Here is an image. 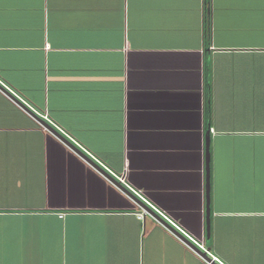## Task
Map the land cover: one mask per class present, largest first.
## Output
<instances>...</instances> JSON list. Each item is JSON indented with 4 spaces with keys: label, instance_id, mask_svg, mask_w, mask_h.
<instances>
[{
    "label": "crops",
    "instance_id": "crops-1",
    "mask_svg": "<svg viewBox=\"0 0 264 264\" xmlns=\"http://www.w3.org/2000/svg\"><path fill=\"white\" fill-rule=\"evenodd\" d=\"M209 3L160 13L123 0L23 9L4 0L0 264H204L25 109L45 113L189 236L200 227L204 243L206 65L212 254L261 261L264 4Z\"/></svg>",
    "mask_w": 264,
    "mask_h": 264
},
{
    "label": "snow or ice",
    "instance_id": "snow-or-ice-1",
    "mask_svg": "<svg viewBox=\"0 0 264 264\" xmlns=\"http://www.w3.org/2000/svg\"><path fill=\"white\" fill-rule=\"evenodd\" d=\"M14 6L19 9H23L28 5L37 3L38 0H9ZM122 0H47L49 6H93L98 4L105 5H116L119 6ZM131 9L133 5H139L148 9L156 10L160 13L168 12L177 8H196L199 4H204L206 8L210 7L209 0H123ZM215 4L218 10H229V9H239L243 10L252 5H254L257 0H211ZM264 4V0H260ZM4 0H0V5H3ZM2 23V19H0ZM7 131H12L8 129ZM2 141V137H0ZM49 144L55 148L57 147L50 139ZM4 166L3 152L0 150V174H2ZM6 209L3 208L0 204V215H3V212ZM189 231L192 233L189 236V239H192L194 236L196 239L193 240V243H196V240L201 241L200 250L201 255H203L204 260L207 264H225V257L219 251L215 255L212 254V246L208 244L207 247L203 246V232L200 227L190 228ZM5 245V236L2 229H0V254L3 253ZM206 253V255H205ZM262 259L259 264H264V249L261 250Z\"/></svg>",
    "mask_w": 264,
    "mask_h": 264
},
{
    "label": "built area",
    "instance_id": "built-area-1",
    "mask_svg": "<svg viewBox=\"0 0 264 264\" xmlns=\"http://www.w3.org/2000/svg\"><path fill=\"white\" fill-rule=\"evenodd\" d=\"M206 33H210L208 25H206ZM6 91H9L8 89ZM14 96V95H13ZM16 98V96H14ZM17 99V98H16ZM20 102V101H19ZM21 103V102H20ZM27 108V106H25ZM29 109V108H27ZM27 109L26 110V114L30 113L32 118H36L38 117L39 119L43 120L44 122H46L47 124H49L50 126H52L59 134H61L65 139H67L69 142H71L73 145H75L79 150H81L84 154H86L91 160L95 161V163L97 165H99L100 168H103V170L108 173L109 175L112 176V178L122 187H124L127 191H129L130 193H132L133 195H135L139 200H141L142 202H144L147 206H149L153 211H155L158 215H160L166 222H168L176 231H178L180 234H182L185 238H187L192 244H194L199 250H200V245L201 243H199L198 241H196V243H193V238L189 239V235L184 232L177 224L173 223L172 221L168 220V218H166V216H164L163 214H161L157 209H155L154 207H152L138 192H136L126 181V178L124 175H116L114 173H112L106 166H104L101 162H99L98 160H96L87 150H85L83 147H81L79 144H77L67 133H65L61 128L57 127L55 124H53V122L48 118V116L43 113H38L35 112L34 110H32L30 108L29 112ZM28 112V113H27ZM36 115V117H35ZM37 119V118H36ZM37 121L39 122L38 125L41 127L42 131L45 132H50L49 129L47 127H45L44 125H42L40 123V121L37 119ZM51 133V132H50ZM56 136V135H55ZM57 137V136H56ZM61 142H64L63 140H61L59 137H57ZM65 143V142H64ZM66 144V143H65ZM66 146L72 150L73 152H75L73 149H71V147H69L67 144ZM78 156H80L77 152H75ZM81 157V156H80ZM82 158V157H81ZM84 161L88 162L86 159L82 158ZM90 164V163H89ZM92 166V168H94L96 171H98L99 173H101L102 176H104V178H106L109 182H111V184L113 186H116L117 188L120 189V191L122 193H125L127 196H129L121 187L118 186V184H116L114 181H112L111 179H109L106 175H104L98 168H96L95 166H93L92 164H90ZM131 198V197H130ZM132 199V198H131ZM148 214V211L146 209H144L143 207L140 209V212L137 213V217L139 219H143V217ZM60 217H63L64 214H59ZM165 227V226H164ZM167 228V227H166ZM172 232V231H171ZM179 241H181L182 243H184L177 235H175L174 233H172ZM185 244V243H184ZM185 246L187 248H189L190 250H192L187 244H185ZM204 246V245H203ZM205 247V246H204ZM193 251V250H192ZM201 251V250H200ZM194 252V251H193ZM198 255V254H196ZM203 261L204 264H207V262L200 256L198 255Z\"/></svg>",
    "mask_w": 264,
    "mask_h": 264
},
{
    "label": "water",
    "instance_id": "water-1",
    "mask_svg": "<svg viewBox=\"0 0 264 264\" xmlns=\"http://www.w3.org/2000/svg\"><path fill=\"white\" fill-rule=\"evenodd\" d=\"M20 105L21 103L18 102ZM36 117V116H35ZM37 118V117H36ZM42 125L47 127L49 131H51L53 134H55L57 137H59L61 140H63L71 149H73L75 152H77L80 156H82L84 159H86L90 164L98 168L104 175H106L109 179L114 181L116 184H118L108 173H106L102 168H100L96 163H94L92 160H90L83 152H81L76 146H74L71 142H69L67 139H65L61 134H59L52 126L44 122L43 120L37 118ZM119 187H121L131 198H133L137 203L141 204V206L149 211L151 214L155 216L156 219L159 221H162L169 227V225L161 218L160 215H158L155 211H153L149 206H147L144 202L139 200L135 195L127 191L124 187L118 184ZM205 199H206V223H205V239L204 244L205 247H207L208 244H210V130L207 129L205 131ZM172 229L171 227H169ZM173 233L177 235L185 244H187L196 254L200 255L203 258V255H201V251L190 241H188L186 238H184L181 234H179L177 231L172 229ZM206 255V253H205ZM204 259V258H203Z\"/></svg>",
    "mask_w": 264,
    "mask_h": 264
},
{
    "label": "trees",
    "instance_id": "trees-1",
    "mask_svg": "<svg viewBox=\"0 0 264 264\" xmlns=\"http://www.w3.org/2000/svg\"><path fill=\"white\" fill-rule=\"evenodd\" d=\"M208 66L205 67V90H204V130L209 129L210 123V89L208 81Z\"/></svg>",
    "mask_w": 264,
    "mask_h": 264
},
{
    "label": "rangeland",
    "instance_id": "rangeland-1",
    "mask_svg": "<svg viewBox=\"0 0 264 264\" xmlns=\"http://www.w3.org/2000/svg\"><path fill=\"white\" fill-rule=\"evenodd\" d=\"M249 145H250V147H251L253 144H249ZM254 145H255V144H254ZM251 150H253V149L250 148V151H251ZM199 243H201V242H199ZM203 245H204V243H203ZM258 261H259V258L256 259L255 262H252V263H253V264H259Z\"/></svg>",
    "mask_w": 264,
    "mask_h": 264
},
{
    "label": "bare ground",
    "instance_id": "bare-ground-1",
    "mask_svg": "<svg viewBox=\"0 0 264 264\" xmlns=\"http://www.w3.org/2000/svg\"><path fill=\"white\" fill-rule=\"evenodd\" d=\"M183 236V235H182ZM187 239V238H186ZM188 240V239H187ZM189 241V240H188Z\"/></svg>",
    "mask_w": 264,
    "mask_h": 264
}]
</instances>
